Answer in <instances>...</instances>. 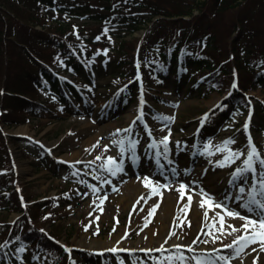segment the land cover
<instances>
[{"label": "rangeland", "instance_id": "1", "mask_svg": "<svg viewBox=\"0 0 264 264\" xmlns=\"http://www.w3.org/2000/svg\"><path fill=\"white\" fill-rule=\"evenodd\" d=\"M159 1L171 8L181 0ZM256 9L260 15L264 14V0H256ZM84 26L91 36L94 28L98 27L92 22L84 23ZM142 30L139 29L133 33L121 30L119 33L122 36H107V38L96 40L97 44L90 47H94L92 50L99 52L105 53L106 51L107 57H116L118 55L117 43L119 41L123 43L124 40L132 41L133 36L142 35ZM63 74L69 76L68 72ZM96 77L98 80H95L96 86L91 97L74 100L65 107L50 102V110H45L38 116L32 112H24L23 115L30 117L28 121L11 120L8 123L3 121V124L0 118V125L7 134H25L40 139L52 151L43 162H39L38 158L41 156L39 151L32 148L30 151L34 154L25 156L20 153L18 145L9 144L18 182L29 194V200L54 198L58 194L64 195L68 191H74L72 197L57 198L54 205L45 213L39 211V216L42 213L39 225H44L72 253L75 252L76 247L91 251L108 250L113 247L126 249L127 251L113 253L111 256L113 264H118L117 255L120 256L123 264H133L137 253H145L142 249H157L161 245L165 249H173L174 246L165 245L166 240L172 241L173 238L182 242L180 243L182 246L187 247V244H191L199 247V249L194 248V252L181 248L180 251L186 257L201 253L207 256L213 253L216 256L228 258L226 262L218 261V264H253L254 259L259 257L257 264H264V252L259 251V244L249 246L239 256L235 255V246L231 249L226 247L241 234L227 235L226 233L231 231L227 225L240 227L243 221L226 217L225 234L215 232V236H219L220 239L213 242L214 237L206 235L211 230L202 222V209L199 207L200 193L203 190L216 202L225 203L230 210L249 218H256L255 215L234 202L237 190L230 188L229 185L232 172L242 166L245 157L242 156L229 167L218 168L215 167V162L221 160L223 154L217 153L211 157L194 155V153L203 152L204 144L211 142L212 150L215 151L216 145L231 138L235 143L230 147L233 150L242 151L246 156L248 139L244 125L246 122L248 124L251 122L250 129L254 135L252 142L264 157V113L261 114L262 117L259 114L264 108V84L245 92L247 102L254 103L255 107L254 112L247 114L246 108H234L227 103V100H223L227 93L225 90L209 91L207 87L202 86L200 91L190 92L180 89L176 92V89L181 87L177 88L178 84L170 81L171 88H169V85L159 84L149 77L145 81L142 105L141 99L137 98L127 106L122 104L119 114L114 112L107 116V109L110 105L113 108L115 102L112 103V99L105 101L101 96L119 81L115 82L116 78H112L105 72ZM48 97V94L40 96L41 99ZM83 103L87 104L88 115L80 114L83 112L80 108ZM141 106L145 112L150 111V115L143 123L144 128H137V121L134 125L133 121L140 115ZM207 112L208 119L202 124L201 119ZM156 115L175 118L174 122L169 125L171 135L167 158L163 155H161L163 158L159 157L160 163L163 162L162 170L156 164L155 154L157 151L163 153V145H159V149H148V144L153 139L159 142L168 135V129L164 128V124L153 119ZM248 116L251 120H247ZM145 125L151 129L152 137L148 136ZM129 126H132L130 138L139 142L135 149L138 157V162L135 164L130 159L132 153L127 151V141L124 145L126 151L123 156L119 146L112 143L113 139L120 140L129 137V134L123 131L118 135H113L118 129L123 130ZM162 128H164L163 131H161ZM105 146H107V151H105ZM97 156H101L102 159L97 161ZM109 156L115 158L117 162L123 160V171L115 177L99 168V165L104 163ZM209 160L212 161L211 164ZM91 161L95 162L89 165ZM172 169H175V174ZM205 170H207L206 173ZM153 172L164 173L165 176L151 175ZM94 176H99L101 179H95ZM144 177H148L155 184H167L169 188L159 189L161 197H152L146 202L137 203L139 197L150 191L142 184ZM103 180H110L111 184L102 183ZM251 182L249 174L248 183L251 184ZM180 184L187 186L183 201L179 200L176 191ZM90 186L101 188V191L93 193ZM113 187L118 190L112 191ZM79 190L83 191L79 192ZM226 194L233 199L226 200ZM105 195L107 199L101 205L100 198ZM188 195L193 197L191 210L186 212V219L191 222L190 227L184 223L185 216L180 212V208L187 202ZM158 202H160V207L153 216L149 217V210ZM218 211L220 210L210 211L209 217L214 216ZM17 216L18 213L14 211L8 212L0 209V221H12ZM178 216L181 217L179 222L177 221ZM145 218L150 221L147 226H145ZM207 223L210 225L213 221L209 219ZM154 226L159 229L161 227V229L158 230ZM172 232H175L174 236L171 235ZM162 236H166V240L164 241V238L159 243ZM193 241L197 242L193 244ZM253 248L257 251L253 252ZM85 255L88 257L87 254ZM32 257L33 263L31 264H49L48 261L43 260L41 255ZM78 257L82 260L72 259L70 264H83V258L79 254ZM104 257L106 259L109 256ZM91 260L95 261L93 258ZM141 264L147 263L143 261ZM174 264H181V262L177 261ZM185 264H195V261L188 260Z\"/></svg>", "mask_w": 264, "mask_h": 264}, {"label": "trees", "instance_id": "2", "mask_svg": "<svg viewBox=\"0 0 264 264\" xmlns=\"http://www.w3.org/2000/svg\"><path fill=\"white\" fill-rule=\"evenodd\" d=\"M155 15L160 16L154 19ZM89 22L98 26L92 36L84 26ZM140 27L147 28L141 40L133 36L132 41H119L118 55L103 61L112 77L131 80L137 58L159 79L178 70L183 76L180 83H193L198 76L211 88H224L237 76L238 86L248 89L263 81L264 14L256 9V0H181L171 8L159 0H0L1 119L22 122L24 110L39 113L49 108L51 100L65 104L67 95L79 98L74 84L61 80L51 66L84 76L82 81L91 87L89 79L97 67L79 39L88 47L97 44L94 37H117L121 30ZM181 52L187 60L178 62ZM130 85L132 98L134 85ZM44 90L53 99H40ZM232 100L244 103L241 95H233ZM22 140L9 137L16 144ZM7 143L0 131V171L6 170L0 173V197L3 208L22 210L23 215L0 225V239L27 243L53 264H65L63 246L38 229V213L49 200L23 209L17 192L8 186L13 175Z\"/></svg>", "mask_w": 264, "mask_h": 264}, {"label": "snow or ice", "instance_id": "3", "mask_svg": "<svg viewBox=\"0 0 264 264\" xmlns=\"http://www.w3.org/2000/svg\"><path fill=\"white\" fill-rule=\"evenodd\" d=\"M107 30H105L106 34ZM100 37H97V40H99ZM99 54V53H98ZM106 55V51L104 53ZM137 67H139V64H137ZM161 70H163V66H159ZM139 78V77H138ZM236 84L233 83L232 87L236 88ZM143 104V101L141 100V105ZM153 119L157 120L158 122L164 124V128L168 129V135L164 136L162 139L157 142L155 139L152 140L151 143L148 144V149H155L158 148L159 145H163V153L160 151L156 152V164L158 167L162 166L160 165L159 157L163 155L165 158H167V154L169 151L168 145H169V137L171 135V130L169 125L174 122V117H168V116H161L156 115L153 117ZM208 119L207 114L201 119V123L203 124L204 121ZM143 120V109L141 106L140 109V115L136 117V120L133 121V125L136 123V121H142ZM164 128L161 129V131L164 130ZM145 129L147 131V134L149 137H151V129L147 128V125H145ZM244 130L247 132L248 130V123L246 122L244 125ZM121 131L128 133L129 137H125L124 139L116 140L113 139L112 143L114 145H118L120 148V153L123 156L126 149L124 147L125 142L127 141V151H130L132 153L130 159L133 164L138 162V157L135 154V149L137 144L139 143L137 140L131 139L130 134L132 132V126H129L126 129L120 130L118 129L116 133L113 135H118ZM235 141L231 138L228 140H225L222 144L215 146V151L212 150L211 142L203 145V152L201 153H194L200 154V155H206L208 157H211L217 153L223 154V158L221 160H218L215 162V167L218 168H225L229 167L232 164H234L237 160H239L242 156L245 158L243 159L242 166L237 167L231 174V178L229 180L230 188L236 189L237 194L234 197V202L238 203L240 207L247 210V212L255 215V219L249 218L247 216L241 215L239 212L230 210L225 203L216 202L212 196L208 195L207 193L203 192L201 190V200L199 202V207L202 209V222L205 224V227L209 228L211 231L206 233V235H212L214 237L213 242L215 240L220 239L219 236H215V232H220L221 235L225 234V225H226V217H230L232 219H239L243 221L240 227H234L232 225H227V228L231 229L230 232H227V235H232L234 233H241L240 235L236 236V238L233 240L232 244L227 245L228 248H234V252L236 256H239L241 253L245 251L246 248H248L251 245L259 244V251L264 252V157H262L261 153L257 150L256 146L252 142L251 135L248 136V144H247V153L245 156V153L239 150H233L230 145L234 144ZM105 151H107V146H105ZM101 156H97L96 160H101ZM95 161L89 162V165L94 163ZM171 163V161H168ZM80 163V162H78ZM209 163L211 164L212 161L209 160ZM87 166V165H86ZM99 168L103 171H106L111 174V176L115 177L118 173L123 171V160L120 162H117V160L111 156L107 157L104 163L99 165ZM173 174H175V169H172ZM207 170H205L206 173ZM249 174L251 175V184L248 183L249 180ZM95 179H101L99 176H94ZM102 183L111 184L110 180H103ZM142 184L146 189H149L150 191L146 195H142L137 200V203L140 202H146L147 200L151 199L152 197H161V193L159 189L169 188V185L167 184H155L151 179L148 177H144L142 179ZM91 191L93 193H99L101 191V188L90 186ZM187 186L185 184H180L179 188L176 189L179 195V200L183 201L185 199ZM115 187L112 188V191H117ZM107 199V196L100 198V204L103 205L104 201ZM226 200H231L233 197L230 195L225 196ZM193 197L191 195L187 196V202L180 208V212L183 216H185L184 223H187L188 226H191V222L186 219V212L191 210ZM95 203V201H94ZM160 207V202L156 203L151 207L149 210V217L153 216L157 209ZM216 209H219L220 211L216 212L214 216L209 217L210 211H215ZM102 210V209H101ZM47 218V217H46ZM211 219L213 221L212 224H208L207 221ZM181 220V217H177V221L179 222ZM150 221L148 218H145V226H147V223ZM87 230V228H85ZM172 236L175 235V232L171 233ZM199 239V237L197 238ZM197 241H193V244H195ZM207 242V241H203ZM167 243V240L165 241ZM2 247V246H0ZM176 249L175 255H168L165 257H162L158 264H174L175 261L181 262V264H185L186 261L192 260L195 261V264H218V261H227V257L225 256H216L213 253H209L207 256H205L203 253L200 255H193L191 257H186L181 251V245H175ZM19 251H23V249H20ZM108 251L112 253H117L118 251H127L126 249H117L115 247L108 249ZM145 253H150L152 251H158V252H164L167 251L161 245L160 248L157 249H146L143 250ZM188 252H194L195 250L188 246L187 248ZM253 252L257 251V249L253 248ZM260 258L257 257L254 259L253 264H257V260ZM120 264H123V261L120 262ZM154 264H157V262L154 260Z\"/></svg>", "mask_w": 264, "mask_h": 264}, {"label": "bare ground", "instance_id": "4", "mask_svg": "<svg viewBox=\"0 0 264 264\" xmlns=\"http://www.w3.org/2000/svg\"><path fill=\"white\" fill-rule=\"evenodd\" d=\"M214 102H215V101H214ZM154 228H157L158 230L161 229V227H160V229H159L158 227H155V226H154ZM164 238H165V239H164ZM163 239H164V241H165V240H166V236H162V237L159 239V240H160L159 243H160L161 241H163ZM167 241H168V240H167ZM157 242H158V241H157ZM170 243H171V244H173V243L176 244V243H178V240L173 238L172 241H168V242H167V244H170ZM167 244H165V245H167ZM195 247H196V246H195Z\"/></svg>", "mask_w": 264, "mask_h": 264}]
</instances>
